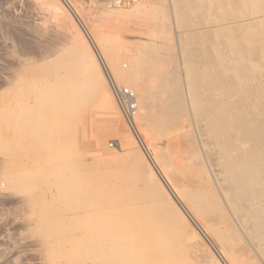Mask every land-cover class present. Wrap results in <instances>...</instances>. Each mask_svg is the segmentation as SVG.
Returning a JSON list of instances; mask_svg holds the SVG:
<instances>
[{
	"label": "bare ground",
	"instance_id": "bare-ground-1",
	"mask_svg": "<svg viewBox=\"0 0 264 264\" xmlns=\"http://www.w3.org/2000/svg\"><path fill=\"white\" fill-rule=\"evenodd\" d=\"M162 1L160 17L146 11L160 42L124 69L117 48L107 56L136 92L134 119L167 137L152 165L134 148L87 159L83 112L111 98L77 30L62 47L21 59L7 84L26 112L0 110L13 132L0 135V153L17 149L31 163L9 175L32 195L46 264H218L196 228L226 264H245L220 227L228 213L264 258V0Z\"/></svg>",
	"mask_w": 264,
	"mask_h": 264
},
{
	"label": "rangeland",
	"instance_id": "rangeland-1",
	"mask_svg": "<svg viewBox=\"0 0 264 264\" xmlns=\"http://www.w3.org/2000/svg\"><path fill=\"white\" fill-rule=\"evenodd\" d=\"M150 2L151 4H149ZM69 3L72 7H76L75 9L79 13V16L76 15L78 18L64 0H0V110L10 113L20 105L19 112H26V109L21 107L23 98H18L19 90L9 89V85H7L17 75L19 61L28 57L30 60H36L40 55V50L48 46L62 47V43L67 37H71L77 30L79 34L77 37L82 38L80 43H84L88 49L100 72L104 86L106 85V93L111 98V102L108 104L95 101L83 112L85 115L84 150L87 152V159H91L94 155L111 158L125 150L134 148L140 152L143 160L146 159L147 161H145L152 165L153 159L161 149L163 152L167 151L168 145L165 144L167 137L153 132L138 117L133 120L135 131L129 128L110 93L104 67L108 69L109 73H112L113 78L119 84L127 86L126 83L113 75L115 66L113 69L107 60L110 50L108 47L114 46L115 48H113L115 50L117 48V53L122 56L116 67L126 66L129 58L137 55L148 41L160 42L159 38L150 35L154 24L146 11L156 12L158 10L156 14H159L157 16L160 17L162 9H169V6L162 0H69ZM56 7L60 9L57 10ZM61 10L65 15L59 12ZM87 17L88 19H86ZM58 21L64 23L65 26L63 27ZM42 79L43 77H38L39 81ZM28 90L30 95L32 89L28 87ZM29 103L30 105L34 103L32 97L29 98ZM3 121L4 117L0 113V135L6 134L10 140V135L13 132H5L6 127H4ZM110 124H113L114 127ZM109 125L110 127H108ZM13 142L16 141L13 140ZM110 142L113 143L112 147ZM18 155L17 149L16 151L7 149V154L0 153V264H46L48 260L44 241L33 228L39 219L34 215L35 209L31 205L32 195L27 189H19L17 185L14 186L13 181L10 180L9 173L12 169L31 164L29 161V163L26 162L28 160L26 156H22L24 161L19 162ZM58 165H64V162H60ZM41 183V180H36L37 185ZM49 197L47 196V199ZM227 217L230 221L223 222L220 227L228 234L233 232L231 236L239 247V262L264 264L259 246L250 240L239 220L233 213H228ZM196 231L208 253H211L209 255L212 259L218 264H226L216 248L219 247L217 243L212 238L208 240L203 234H200L197 228ZM61 247L65 248L66 246L61 245Z\"/></svg>",
	"mask_w": 264,
	"mask_h": 264
},
{
	"label": "built area",
	"instance_id": "built-area-1",
	"mask_svg": "<svg viewBox=\"0 0 264 264\" xmlns=\"http://www.w3.org/2000/svg\"><path fill=\"white\" fill-rule=\"evenodd\" d=\"M105 78L112 97L114 98L124 120L132 131H135V124L133 123L134 116L137 110L136 98L134 91L127 86L119 84L109 73L108 69L104 67ZM110 146L113 143L110 142Z\"/></svg>",
	"mask_w": 264,
	"mask_h": 264
}]
</instances>
